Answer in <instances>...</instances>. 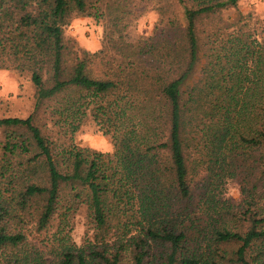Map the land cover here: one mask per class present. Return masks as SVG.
Returning a JSON list of instances; mask_svg holds the SVG:
<instances>
[{
	"label": "trees",
	"instance_id": "1",
	"mask_svg": "<svg viewBox=\"0 0 264 264\" xmlns=\"http://www.w3.org/2000/svg\"><path fill=\"white\" fill-rule=\"evenodd\" d=\"M172 1L182 22L167 23L169 39L160 32L122 44L131 49L124 56L130 68L116 67L104 79L91 77L86 55L72 65L64 57L68 17L93 10L91 0H40L25 13L22 6L20 23L32 33L27 54L35 106L26 119H0V176L8 174L16 186L21 210L41 204L39 228L85 207L97 244L86 255L63 246L58 264L260 263L264 39L248 43L238 31L220 47L219 38L233 27L225 24L208 36L220 49L187 85L199 65V23H222L219 14L239 0ZM138 60L148 63L140 72ZM44 108L71 135L90 113L111 136L113 153L76 146L55 152L36 124ZM228 180L240 185L238 206L221 199ZM11 211L0 197L1 254L24 240L8 231ZM10 261L19 263L16 256Z\"/></svg>",
	"mask_w": 264,
	"mask_h": 264
},
{
	"label": "rangeland",
	"instance_id": "2",
	"mask_svg": "<svg viewBox=\"0 0 264 264\" xmlns=\"http://www.w3.org/2000/svg\"><path fill=\"white\" fill-rule=\"evenodd\" d=\"M39 1L0 0V119H26L34 111L36 90L31 81L34 63L27 54L32 48V33L20 23V18L23 15L22 6H27L24 13L35 11L40 5ZM91 3L96 9L94 7L85 14L75 11L70 14L67 25L63 28V42L67 64L72 65L76 59H82L86 55L89 60L87 69L93 78L104 79L106 74H111L119 66L130 68L127 66L129 59L124 63V56L129 55L127 51L131 49L125 50L122 44L134 45L138 41L155 38L160 32L169 39L167 23L182 22L179 8L172 0H91ZM95 10L99 14L98 18L94 16ZM153 15L156 16L155 21L150 19ZM219 17L222 23L211 18L198 25L201 45L199 65L195 66L187 85L202 76V70L208 57L213 54V49L216 53L220 49L218 44H214L215 41L212 43L214 38L209 42L208 36L218 29L223 30L225 24H232L233 27L219 38L220 47L227 40L228 34L238 31L245 34L243 37L248 43L262 42L264 39V0H239L235 8L222 11ZM74 24L76 27H73ZM97 46V51H89V48ZM147 64L138 60L134 65L140 72ZM47 77L44 74V79ZM36 124L50 140L55 152L72 146L94 151L88 144H100L101 141L113 146L111 136L104 134L90 113L84 117L79 130L72 135L65 133L64 127L54 125L46 108L39 112ZM86 134L92 136L93 140L82 142L80 137ZM2 137L3 133L0 131V141ZM112 153L113 151L105 154ZM7 177L8 174L3 179L0 176V197L12 208L7 220L8 231L22 234L24 240L18 247L7 250L4 254L0 253V264H14L10 261L13 256L19 260L18 264H58L65 245L85 255L91 247L96 246L95 229L84 206H77L66 217L54 216L47 227L39 228L37 220L41 204L35 202L21 210L17 191L14 190L16 186H11ZM231 190H235L234 194L226 195ZM221 199L238 206L243 200L240 185L235 180L225 181ZM259 261L260 263L252 264H264V248Z\"/></svg>",
	"mask_w": 264,
	"mask_h": 264
},
{
	"label": "clouds",
	"instance_id": "3",
	"mask_svg": "<svg viewBox=\"0 0 264 264\" xmlns=\"http://www.w3.org/2000/svg\"><path fill=\"white\" fill-rule=\"evenodd\" d=\"M150 19L153 20V21H155L156 16L153 15ZM73 27H76V24H74ZM77 31H80V29L77 28ZM97 50H98V46L97 47L89 48V51H91V52H95ZM80 139H81L82 142H90V141L93 140V137L86 134V135L80 137ZM88 146L91 149H93L94 151L101 152V154L111 153L112 151H114L113 146L111 144L107 143L106 141H101L100 144L89 143ZM234 192H235V190H231L226 195H233Z\"/></svg>",
	"mask_w": 264,
	"mask_h": 264
}]
</instances>
